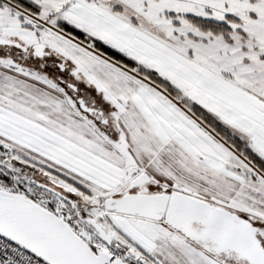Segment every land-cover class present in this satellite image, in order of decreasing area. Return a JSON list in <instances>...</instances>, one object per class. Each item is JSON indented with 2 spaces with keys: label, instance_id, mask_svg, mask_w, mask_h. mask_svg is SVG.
<instances>
[{
  "label": "rangeland",
  "instance_id": "374dc122",
  "mask_svg": "<svg viewBox=\"0 0 264 264\" xmlns=\"http://www.w3.org/2000/svg\"><path fill=\"white\" fill-rule=\"evenodd\" d=\"M29 1L38 13L0 0L13 10L18 27L14 33H0V62L8 73L23 72L31 83L44 84L48 107L62 105V118L71 125L63 127L79 146H63V151L92 149L96 160L110 151L125 167L105 171L102 163L98 167L78 156L99 176L86 166L91 168H83L89 183L68 176L71 183L51 176L53 169L48 173L36 161L16 157L11 146L2 144L3 162L22 172L8 168L9 175L53 188L64 198L52 195L60 209L72 215L71 225L114 253L82 221L91 217L136 264L240 263L208 254L164 222L106 213L103 201L108 197L180 192L237 215L255 230L264 248V175L181 103L187 99L198 104L264 159V0ZM195 19L228 23L232 31L227 36L203 33L193 24ZM65 22L83 31L85 41L66 32L61 27ZM95 41L157 71L183 93L181 100L137 68L97 51ZM80 100L99 114L82 111ZM141 115L145 126L135 124L133 129L129 119ZM107 177L114 186L99 190L91 184ZM3 184L0 179V187ZM21 184L16 183L28 191Z\"/></svg>",
  "mask_w": 264,
  "mask_h": 264
},
{
  "label": "water",
  "instance_id": "95a60500",
  "mask_svg": "<svg viewBox=\"0 0 264 264\" xmlns=\"http://www.w3.org/2000/svg\"><path fill=\"white\" fill-rule=\"evenodd\" d=\"M80 109H89L80 100ZM106 213L164 222L185 240L214 254L232 253L247 264H264V248L255 230L237 215L180 193H124L103 201ZM106 245L112 238L91 217L82 220ZM0 236L47 264H128L94 246L55 212L23 195L0 187Z\"/></svg>",
  "mask_w": 264,
  "mask_h": 264
},
{
  "label": "crops",
  "instance_id": "0c3cea01",
  "mask_svg": "<svg viewBox=\"0 0 264 264\" xmlns=\"http://www.w3.org/2000/svg\"><path fill=\"white\" fill-rule=\"evenodd\" d=\"M11 15H13V10L5 5H0V33H14L15 29L18 28L11 18L14 16ZM6 68L0 62L1 146H3L2 144L11 146L16 157L21 155L26 160L36 161L47 169V171L44 169L46 172L53 169L49 171L51 176L55 179L62 178L71 183L73 181L68 176L78 178L83 184L89 183L88 176H86L88 174L83 172V168L88 170L93 167L81 162L80 159L82 158L91 162L90 164L98 165V167L102 163V170L105 171H116L117 168L125 167L122 164V158L110 151L108 156L99 157L98 160L93 159L92 152L94 150L92 149H90L92 152H88L87 148L80 147L83 152L77 151L78 153L74 152V154H68L63 151V146L66 147L68 145L67 147L70 149L73 146L77 148L79 146H77L76 139L70 135L71 131H67L68 129L63 127V124L67 122L64 121L61 115L62 105L54 106V108L48 107L49 105H46L47 90L44 84L42 85L39 82L31 83L30 76L27 74L23 72L8 73V68ZM67 126H71L70 123H67ZM95 141L97 140L95 139ZM97 142L102 146L99 148L105 150L103 144L99 141ZM67 150L69 149L67 148ZM78 156L82 157L79 159ZM75 167L80 172L74 169ZM89 171L99 176L94 168ZM95 179L97 180L98 177ZM94 181L92 179L91 184L94 185L93 187H98L99 190L115 185V181L110 180L109 177L105 180ZM79 187L80 190L89 193L84 187ZM50 192L56 196L58 195L56 191ZM59 197L64 200L62 195H59Z\"/></svg>",
  "mask_w": 264,
  "mask_h": 264
},
{
  "label": "trees",
  "instance_id": "16d2710c",
  "mask_svg": "<svg viewBox=\"0 0 264 264\" xmlns=\"http://www.w3.org/2000/svg\"><path fill=\"white\" fill-rule=\"evenodd\" d=\"M11 2L15 3L16 5L20 6L24 10H27L32 13H38L39 8L35 6L32 2L29 0H10ZM229 19H233L230 18ZM193 24L203 33H211L215 36H227L231 31V27H229L228 23L224 22H217L215 20H205V19H195L193 21ZM61 27L66 30V32L73 35L76 39H79L81 41H85L86 35L83 31L73 27L72 25L68 23H62ZM97 51H100L101 53L107 55L108 57L112 58L114 61L122 64L123 66L127 68H137V71L140 75L145 76L148 78L153 84L156 86L162 88L165 90L171 97L181 100L182 92L179 91L175 84H173L171 81L165 80L162 78L159 73L155 70L146 69L130 58H127L124 54L114 50L110 46L105 45L102 42L95 41L94 44ZM182 105L187 107L190 112L199 120L201 121L206 127L211 129L216 135H218L222 140H224L228 145H230L238 154H241L244 158L248 160L257 170H259L264 175V159L260 157L251 147H249L246 143H244L239 137H237L229 128L225 127L221 122L217 121L214 117H212L210 114H208L204 109H202L198 104L189 102L187 99L181 101ZM135 111L130 110L133 114ZM136 114V112H135ZM146 117L141 115L140 118H137L136 116H133L132 119H129V125L134 129L135 124H145L146 123ZM134 126V127H133ZM145 126V125H144ZM208 155L211 154V150L208 149ZM215 154V153H214ZM215 156V155H214ZM215 158V157H214ZM4 157L0 156V179L4 183L3 187L4 189L17 192V188L13 187L12 184L9 185V183H23V179H20L18 177H11L9 175V172H15L18 171L20 174L22 173L18 167H13L7 164L6 162H3ZM8 168L10 170H8ZM19 182V183H18ZM6 184V185H5ZM44 189V187H43ZM172 192V191H171ZM175 192V191H173ZM156 193V192H155ZM165 193H169L165 191ZM52 200V199H51ZM41 205L51 211L53 209L51 207H48V205L42 204ZM70 206V205H69ZM113 252L118 255L119 257L123 258V260L128 264H136L132 257L127 254V252L119 245H110Z\"/></svg>",
  "mask_w": 264,
  "mask_h": 264
},
{
  "label": "built area",
  "instance_id": "2783aa9c",
  "mask_svg": "<svg viewBox=\"0 0 264 264\" xmlns=\"http://www.w3.org/2000/svg\"><path fill=\"white\" fill-rule=\"evenodd\" d=\"M55 212L61 217L63 220L68 223L71 222L67 212L65 210H61L59 204H55ZM72 228L81 235L87 242L92 243L91 239L84 234L80 233L76 227L71 225ZM0 264H47L41 259L29 253L23 247L17 245L16 243L10 241L7 238L0 236Z\"/></svg>",
  "mask_w": 264,
  "mask_h": 264
},
{
  "label": "flooded vegetation",
  "instance_id": "af4514ba",
  "mask_svg": "<svg viewBox=\"0 0 264 264\" xmlns=\"http://www.w3.org/2000/svg\"><path fill=\"white\" fill-rule=\"evenodd\" d=\"M89 109H91V110H93L92 111V113H91V115H96L97 113L99 114V112H98V110L97 109H95V108H93V107H89V106H87ZM16 176H14V178H15ZM30 177H28L27 179H29ZM30 180V179H29ZM38 183H39V185H37L36 183H26V182H23L24 184H21V185H25V186H27L28 187V191H29V189H32L33 190V192H28V191H25V190H23V188H20V187H17L18 185H16V183L14 182H12V183H9V185H11L12 184V186L13 187H15V188H17L18 190H21V191H23V192H25L27 195H29L30 197H32L33 199H36V200H38L40 203H42V204H45V205H48V207H51V208H53V206H54V201L55 200H53V196L52 195H55L54 193H52V192H50V191H54V190H51L50 188H48V187H45V186H43L44 187V189H43V187H41V185L43 184V183H41V181H37ZM19 183V182H18ZM41 183V184H40ZM55 192V191H54ZM55 198V197H54ZM52 199V200H51ZM69 215H71V214H69ZM72 216V215H71ZM205 251V250H204ZM205 252H207V251H205ZM208 254H210V255H212V256H215L216 258H219L220 260H223L224 258H232V259H234V260H236V262H239L240 264H247V263H245L244 261H242V260H240V259H238L237 257H236V255H234V254H232V253H229V254H221V255H214V254H211V253H209V252H207Z\"/></svg>",
  "mask_w": 264,
  "mask_h": 264
}]
</instances>
